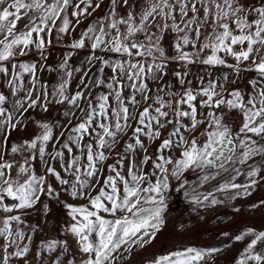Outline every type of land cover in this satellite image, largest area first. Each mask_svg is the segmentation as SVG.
Wrapping results in <instances>:
<instances>
[{"label": "snow or ice", "instance_id": "6c2138e0", "mask_svg": "<svg viewBox=\"0 0 264 264\" xmlns=\"http://www.w3.org/2000/svg\"><path fill=\"white\" fill-rule=\"evenodd\" d=\"M60 109L63 121L36 116ZM261 182L264 0H0V264H31L40 225L20 226L32 211L69 218L38 264H118L153 242L173 192L195 210ZM234 240H247L234 264H264V230ZM218 251L149 264H209Z\"/></svg>", "mask_w": 264, "mask_h": 264}, {"label": "rangeland", "instance_id": "374dc122", "mask_svg": "<svg viewBox=\"0 0 264 264\" xmlns=\"http://www.w3.org/2000/svg\"><path fill=\"white\" fill-rule=\"evenodd\" d=\"M69 39L71 38L69 37ZM64 51L65 49L62 45L57 44L54 46L51 49L49 63L54 64ZM85 51L81 50L77 52L70 61L74 67L80 65L84 59ZM37 58L31 56L28 59L35 60ZM243 75L245 80L238 85L241 88L245 86L246 79L253 74L245 73ZM43 78L45 80L51 79L47 73L43 74ZM63 110L52 111L48 114L38 113L36 116L39 119L41 116L47 115L52 119L63 121ZM34 133L35 127L32 126L29 128L28 134L32 135ZM19 135V133H13V138L15 139ZM124 139L127 138L125 137ZM145 143L149 145V151L153 152L159 142L152 143L145 140ZM112 162L113 159H109L108 163ZM37 170L42 171L39 167ZM191 178L189 176V179ZM239 182L243 183L244 179L241 178ZM218 197L225 199L222 194H218ZM44 199L47 203V199ZM62 199H67L70 203H83V201H72L67 196H63ZM262 202H264V182L253 188L249 196L235 200H226L224 204L215 207H200L195 210L193 205L186 201L182 195L173 192L165 211L164 225L153 242L143 248L134 247L133 251L124 253V258L119 260L118 264H149L155 256L170 251L180 250L184 247L206 248L208 246L219 250L215 253L214 258L210 260L209 264H234L235 259L239 258L247 242V240L237 242L234 240V237L249 227L257 231L264 230V203ZM68 220L66 210L59 205L55 206L54 213L48 217H45L41 211H32L25 217L26 223L20 227L26 234H31L28 229L29 225H40V230L33 234V240L30 244L32 252L29 259L31 264H38V261L32 259V257L37 250L43 251L40 249V242L53 237H59L58 230ZM26 242L27 240L19 243L22 246ZM69 242L72 244V250L76 251L77 245L74 238L70 237ZM261 250H264V243L257 246V251ZM50 259L51 257L46 254L44 264H49ZM83 259H85L84 256L78 255L76 264H80V261ZM11 264H22V262L13 259Z\"/></svg>", "mask_w": 264, "mask_h": 264}]
</instances>
